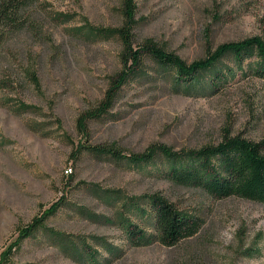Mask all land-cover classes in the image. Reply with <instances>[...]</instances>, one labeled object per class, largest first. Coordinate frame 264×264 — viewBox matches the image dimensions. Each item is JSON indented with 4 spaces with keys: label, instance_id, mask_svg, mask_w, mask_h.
I'll use <instances>...</instances> for the list:
<instances>
[{
    "label": "rangeland",
    "instance_id": "1",
    "mask_svg": "<svg viewBox=\"0 0 264 264\" xmlns=\"http://www.w3.org/2000/svg\"><path fill=\"white\" fill-rule=\"evenodd\" d=\"M26 2L29 27L0 51V264H264V204L178 186L161 156L136 166L90 149L130 157L226 137L263 143L253 60H223L229 81L215 93L177 88L175 72L148 54L121 90L113 82L129 71L125 36L133 51L153 42L188 65L224 44L264 42V0H133L131 18L126 0ZM155 195L200 218V232L174 247L132 243L126 224L154 231L129 204ZM39 218L44 228L23 239ZM49 230L85 257L66 254Z\"/></svg>",
    "mask_w": 264,
    "mask_h": 264
},
{
    "label": "trees",
    "instance_id": "2",
    "mask_svg": "<svg viewBox=\"0 0 264 264\" xmlns=\"http://www.w3.org/2000/svg\"><path fill=\"white\" fill-rule=\"evenodd\" d=\"M26 0H2L0 2V51L12 35L29 27L24 18ZM133 0H126V16L134 13ZM125 60H129L127 70L114 79L113 85L121 90L133 77L141 63L142 55L148 54L162 68L175 72L176 87L185 85L187 90L215 93L229 81L228 74L219 66L226 58H233L239 67L246 61H255L254 74L264 81V42L259 38L220 46L206 59L186 64L179 57L168 53L153 42L133 51L129 36H125ZM115 91V92H116ZM114 92V93H115ZM99 116V114H95ZM99 156L109 155L116 160H127L136 166L156 164L161 156L164 175L178 186L200 189L208 196L223 200L239 197L264 204V142L255 143L241 137L225 138L218 146H209L198 151L175 153L162 146H155L144 155L126 157L117 149L90 148ZM132 210L150 216L154 233H148L126 224L127 233L136 246L148 245L154 240L166 247H174L195 237L202 228L200 218L179 210L168 200L159 196H146L131 204ZM143 206V207H142ZM146 207V208H145ZM53 207L54 214L60 208ZM142 208V209H141ZM56 214V213H55ZM42 219H36L22 232L23 239H30L41 228ZM54 238L61 241L66 254L77 259L85 257V250L78 244L69 243L61 235L50 231Z\"/></svg>",
    "mask_w": 264,
    "mask_h": 264
}]
</instances>
